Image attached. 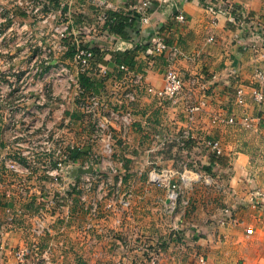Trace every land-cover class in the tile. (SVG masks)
Returning <instances> with one entry per match:
<instances>
[{"label":"crops","instance_id":"obj_1","mask_svg":"<svg viewBox=\"0 0 264 264\" xmlns=\"http://www.w3.org/2000/svg\"><path fill=\"white\" fill-rule=\"evenodd\" d=\"M137 1L108 0V8L127 13ZM234 1L245 13L264 19V0ZM85 4L83 8L77 5L76 19L92 23L97 11ZM175 7L186 14L184 25L175 21ZM149 13L150 22L142 25L141 31L160 32L169 45L178 47L174 66L184 80V90L176 104H162L146 92H139L137 101L129 103L112 82L105 85L96 80L95 91L116 109L130 108L134 122L124 136L116 126L120 137L113 156L101 155L100 143L88 149L99 159L94 171L101 173L103 195L111 192L109 188L119 195L131 193V207L121 215L96 220L91 230L84 228L87 217L79 213L76 204L53 208L41 216L40 193L48 190V185L58 192L60 186L37 174L27 178L29 192L24 195L20 192L23 175L9 171L0 159V264H21L17 255L25 249L30 254L23 264H42L45 257L50 264H147V246L161 249L160 264H198L200 254L206 255L209 264H264V165L251 164L253 154L239 149L247 140L243 131H253L254 140L264 139V102L257 104L251 95L259 86L258 70L264 72V43L247 35L243 42L236 40L237 27L223 15L213 24L203 0L157 3ZM137 40L127 39L125 50L107 53L103 64L115 69L117 53L134 54L133 68L144 73L148 85L163 88L168 53L150 57L135 50ZM240 87L247 93L245 106L236 102L235 92ZM199 102H205V107L190 121L186 107ZM217 115L235 116L239 121L249 116L253 124L249 129L242 124L223 125L214 122ZM84 124L78 120L77 136L87 147L91 130L87 124L83 128ZM22 128L17 116L0 115V148L14 158H20L16 142ZM186 131L190 139L181 145L179 136ZM214 139L221 141L224 153L212 164L217 185L210 186L192 178L193 170L211 164L213 155L206 142ZM152 167L188 171V181L177 178L182 196L175 210L170 209L166 191L148 181ZM254 197L257 207H253ZM224 207L233 209L236 220L222 226L213 219ZM41 218L51 232L37 233ZM248 228L253 230L251 234Z\"/></svg>","mask_w":264,"mask_h":264},{"label":"built area","instance_id":"obj_2","mask_svg":"<svg viewBox=\"0 0 264 264\" xmlns=\"http://www.w3.org/2000/svg\"><path fill=\"white\" fill-rule=\"evenodd\" d=\"M37 6V10L44 9L66 16V20L55 27L57 37L62 41V48L66 53L73 47L74 54L71 57L77 68L73 70L67 66L59 65L57 59L49 61V68L39 73L31 75L30 97L20 99L31 101V107L26 109L17 107L14 116L17 121H21L23 130L20 132V140L16 142L19 146L20 158H14L4 153L0 148V159L5 163L7 169L12 173L23 175L20 192L26 195L29 192L27 178L36 177L37 174L44 175L51 184L60 186V191L52 189L41 192L39 201L41 204L38 211L41 216L50 212L51 209H61L78 205L79 213L87 217L84 226L86 230L94 227V222L106 216L116 214L121 215L131 207L132 194H118L117 191L108 189L109 192L103 195V179L101 173L94 171V165L98 162L97 155L88 150L90 146L100 143L101 155L113 156L120 136L116 135L123 130L124 136L134 122L133 113L130 108H114L104 97L94 89H89L80 81V76H86L96 80H102L103 84L112 82L114 90H122L123 95L129 103L137 101L139 92H146L156 96L160 102L176 104L178 97L184 90V80L177 72L174 62L179 56V49L176 45H169L160 32H156L152 38L149 54L150 57L168 53V65L164 75V86L157 89L148 85L143 72L136 71L132 66L124 63L118 64L115 69L103 64V58L109 52L125 50L127 39L111 33L109 25L114 18L108 15L110 8L108 0H84L78 3L77 0H43ZM79 1V0H78ZM206 10L212 15V23L216 24L220 15L227 17V20L237 27L234 38L238 41H245L246 35L257 41L264 43V19L251 16L245 13L242 7H238L234 0H203ZM97 11L96 20L92 23L84 21L76 22L77 5L83 8L86 4ZM154 3L170 4L171 0H138L131 7L133 12L139 14L140 25L150 22L149 9ZM174 19L178 24L184 25L188 18L186 14L175 7ZM79 14V13H78ZM76 16V15H75ZM213 41V37L209 39ZM122 73L119 76V73ZM257 77L259 86L251 90L253 100L257 104L264 102V72L258 70ZM100 80V81H101ZM23 81V79H21ZM16 89V86L13 85ZM236 102L239 105H246L247 93L243 87L237 88ZM58 105L63 114L55 115V105ZM22 106V105H21ZM205 102L188 105L186 111L190 121L195 120L197 112L202 111ZM14 116L9 115L12 119ZM78 120L88 125L90 131V142L87 147L78 141L79 129ZM214 122L223 125L242 124L245 128L252 127V117L245 116L238 120L235 116L223 117L217 115L213 117ZM64 125L62 132H55V124ZM83 125V128L85 127ZM15 126L14 124H11ZM120 127V131L116 130ZM117 131V133H116ZM190 139L189 133L183 132L179 136L181 145H185ZM207 147L212 151V155L223 156V146L220 140H208ZM74 151L82 153L79 158H72ZM186 172L179 173L173 168L152 167L148 172V181L160 189L166 191L167 199L171 210H175L182 196V185L177 178L186 182L189 175ZM193 180L204 181L207 185H217V180L211 172L193 170ZM257 198H253V207L258 206ZM37 224V233L46 234L51 232V227L44 225V218ZM233 209L224 207L221 214L213 222L225 226L227 223L234 222ZM120 223V219L117 220ZM253 230L248 228L247 233ZM63 245V242H60ZM38 249L37 245L33 246ZM146 247L150 253L147 264H160V248L153 250ZM30 254L28 249L19 251L18 258L21 264L24 263L26 256ZM198 264H209L204 254L197 256ZM50 264L48 258H44V263ZM239 264V263H237Z\"/></svg>","mask_w":264,"mask_h":264},{"label":"rangeland","instance_id":"obj_3","mask_svg":"<svg viewBox=\"0 0 264 264\" xmlns=\"http://www.w3.org/2000/svg\"><path fill=\"white\" fill-rule=\"evenodd\" d=\"M40 3L44 1L0 0V115L14 116L17 107H31V101H22V104L18 101L30 97L31 75L49 68V61L57 59L59 65L73 70L77 68L70 56L65 54L64 45L55 33V27L65 21L66 16L57 13L54 17L55 13L51 11L37 10ZM61 114L63 110L56 104L55 115ZM10 127L14 128L13 125ZM63 129L61 122L55 124L56 133ZM243 133L247 140L239 149L253 154L249 159L251 164L256 162L264 165V139L262 142L254 140L253 131L246 130ZM206 167L201 170L206 172Z\"/></svg>","mask_w":264,"mask_h":264},{"label":"trees","instance_id":"obj_4","mask_svg":"<svg viewBox=\"0 0 264 264\" xmlns=\"http://www.w3.org/2000/svg\"><path fill=\"white\" fill-rule=\"evenodd\" d=\"M157 6V3H154L152 6V10ZM108 15L112 18H114V21L112 24L109 25V29L111 33H116L120 36H122L124 39H130L133 37H136L138 40L136 41V48L135 50H141L142 52L149 53L150 44L152 41V38L154 37L153 33L145 34V32L141 31V25L139 22V14L133 11H129L127 13H119V12H112L108 11ZM76 22H80V20H76ZM71 58L74 54L73 47L70 48V50L67 53ZM124 54L123 58L121 59L120 55ZM116 61L118 64L124 63L129 66H134L133 60H134V54L131 55V53H117L116 55ZM81 83L86 86L89 89L96 90L98 85V82L94 79L86 76L85 74H82L80 76ZM82 156L81 152L74 151L71 155L72 158H79ZM221 157H217L215 155L212 156V162L211 164L205 168L206 172H212V164L216 161H220Z\"/></svg>","mask_w":264,"mask_h":264}]
</instances>
